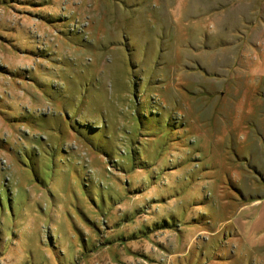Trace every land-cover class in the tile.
Masks as SVG:
<instances>
[{
  "label": "rangeland",
  "instance_id": "obj_1",
  "mask_svg": "<svg viewBox=\"0 0 264 264\" xmlns=\"http://www.w3.org/2000/svg\"><path fill=\"white\" fill-rule=\"evenodd\" d=\"M0 264H264V0H0Z\"/></svg>",
  "mask_w": 264,
  "mask_h": 264
}]
</instances>
